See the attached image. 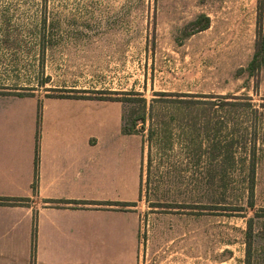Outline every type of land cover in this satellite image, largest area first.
Wrapping results in <instances>:
<instances>
[{"label": "rangeland", "instance_id": "374dc122", "mask_svg": "<svg viewBox=\"0 0 264 264\" xmlns=\"http://www.w3.org/2000/svg\"><path fill=\"white\" fill-rule=\"evenodd\" d=\"M257 11L258 0H0V92L16 85L41 97L77 93L70 89L95 99L139 92L149 103L156 91L234 93L258 104L264 69L258 76L244 70L254 54ZM202 14L211 24L199 30ZM121 104L127 117L131 104ZM155 112L143 134L125 136L131 151L143 143L138 264H248L250 217V264H264V118L251 207L247 150L235 151L236 166L225 173L215 166L209 177L207 166L222 158L207 155L203 134L187 124L189 112L170 102ZM239 123L251 136L252 120Z\"/></svg>", "mask_w": 264, "mask_h": 264}, {"label": "crops", "instance_id": "0c3cea01", "mask_svg": "<svg viewBox=\"0 0 264 264\" xmlns=\"http://www.w3.org/2000/svg\"><path fill=\"white\" fill-rule=\"evenodd\" d=\"M78 94L0 93V264L141 260L142 140L121 101Z\"/></svg>", "mask_w": 264, "mask_h": 264}, {"label": "trees", "instance_id": "16d2710c", "mask_svg": "<svg viewBox=\"0 0 264 264\" xmlns=\"http://www.w3.org/2000/svg\"><path fill=\"white\" fill-rule=\"evenodd\" d=\"M204 22L199 26V30L207 29L211 24L210 16L202 14L195 21ZM256 39L254 44V54L244 70L249 71L252 76H258L260 71L264 69V0H258V11L256 21ZM243 70V69H242ZM7 87V86H6ZM10 88L15 91L7 92L20 95H33L32 93L19 89H27L18 85ZM71 92H80L78 90H69ZM5 93V92H0ZM64 94L78 96L79 94ZM122 97H100L97 99L117 100L131 104L127 117L122 115V128L126 134H143L146 129V121L156 115V108L161 107L164 102L172 103L174 110H187L190 118L187 124L207 141L206 153L209 156L220 157L216 165L207 166V175L214 178V167L217 166L221 173H225L231 167L236 166V150H247L248 158L243 162V171L245 180L248 185V205L255 206L254 194L256 184V170L258 164V137L257 128L262 124L264 118V100L260 103L253 102V97L248 94H197L189 92H165L156 91L155 97L149 103L145 96L139 92H126ZM63 95V94H60ZM47 95V96H60ZM175 97V98H174ZM95 98V97H93ZM264 99V98H263ZM158 114V113H157ZM217 119L215 126L217 132L212 126V120ZM251 119V126L254 132L249 136L248 126L239 123V119ZM221 119V120H220ZM220 123V126L218 127ZM198 125H201L200 131ZM250 126V127H251ZM226 130V131H225ZM214 131V133H212ZM224 132L226 135H224ZM153 134V131L150 135ZM217 134V135H216ZM224 135V136H222ZM145 141V139H144ZM231 161H228V160ZM221 163V164H220ZM36 189V181L34 183ZM16 198H2L0 202L15 200ZM127 205H133L134 202H126ZM264 211V208H263ZM254 217L247 220L246 229V261L250 264L253 246H254Z\"/></svg>", "mask_w": 264, "mask_h": 264}]
</instances>
